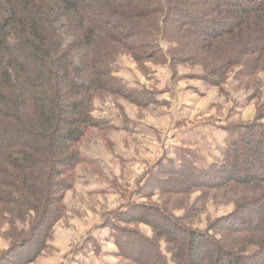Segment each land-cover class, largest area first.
Instances as JSON below:
<instances>
[{
    "label": "trees",
    "instance_id": "16d2710c",
    "mask_svg": "<svg viewBox=\"0 0 264 264\" xmlns=\"http://www.w3.org/2000/svg\"><path fill=\"white\" fill-rule=\"evenodd\" d=\"M124 56L144 73L149 64L167 65L174 80L178 67L198 68L209 87L234 75L239 86L259 90L264 0H0V234L9 242L0 264L37 262L66 216L78 169L102 171L82 146L99 137L111 150L108 136L118 128L93 116L96 103L123 99L140 112L158 104L117 76ZM263 120L230 129L222 163L208 169L189 157L180 166L160 162L138 193L166 195L164 206L129 199L126 210L104 214L101 227L115 232L122 257L147 264L133 249L149 247L170 264L156 245L163 239L173 264H264ZM190 189L201 196L176 219L169 212L187 205L182 192ZM210 198L234 211L207 232L189 228ZM139 224L154 238L130 228Z\"/></svg>",
    "mask_w": 264,
    "mask_h": 264
},
{
    "label": "rangeland",
    "instance_id": "374dc122",
    "mask_svg": "<svg viewBox=\"0 0 264 264\" xmlns=\"http://www.w3.org/2000/svg\"><path fill=\"white\" fill-rule=\"evenodd\" d=\"M148 69L141 72L127 56L119 60L117 76L131 88L153 96L158 104L140 112L123 99L107 97L96 103L93 116L118 128L109 133L114 142H111L112 149L109 150L99 137L82 146V152L96 160L102 171L93 174L88 169H78L75 188L66 196V216L55 226L49 248L33 264H134L122 257L115 232L109 227H101L104 214L116 209L126 210L129 199L145 203L149 208L164 206L166 195L160 198L159 192H155L147 199L143 192L138 193L151 172L156 173L161 164L169 165L168 159L176 160L180 166L179 162L189 157L198 168L204 169L222 163L233 136L230 129L250 124L264 114V86L259 90H247L239 86V81L232 75L222 87H209L199 80L202 72L198 68L180 66L174 80L175 71L167 65L149 64ZM125 119L138 124L135 128L142 131L138 133V141L124 140V133L119 132ZM177 180L182 188L184 184ZM186 193L182 192V195L188 197L187 205L169 212L176 219L182 218L187 206L201 196L199 190L193 192L190 189L188 196ZM233 211L234 205L227 200L217 203L210 198L206 212L195 219L189 218L188 227L207 232L209 223ZM155 222L161 220L156 218ZM130 228H138L140 234L154 238V232L146 224ZM2 234L0 251L9 245ZM175 237L181 239L182 235L176 233ZM160 240L156 245L173 264L165 240ZM140 250L143 253L141 261L160 264L155 259L156 250L142 247L133 252L137 254ZM197 251L200 255L207 254L201 249Z\"/></svg>",
    "mask_w": 264,
    "mask_h": 264
},
{
    "label": "crops",
    "instance_id": "0c3cea01",
    "mask_svg": "<svg viewBox=\"0 0 264 264\" xmlns=\"http://www.w3.org/2000/svg\"><path fill=\"white\" fill-rule=\"evenodd\" d=\"M125 109V108H124ZM127 119V118H126ZM125 119V121H123V123H124V126H125V129H124V127L122 128V129H120L119 130V132H123L124 133V140H129V141H138L137 139H139V138H137L138 137V133H140V132H142V131H138L137 130V128H135V127H137V123L136 122H133L131 119H128V120H126ZM112 135V134H111ZM110 134H109V136H108V139L111 141V142H113L112 141V136H111ZM114 143V142H113Z\"/></svg>",
    "mask_w": 264,
    "mask_h": 264
}]
</instances>
